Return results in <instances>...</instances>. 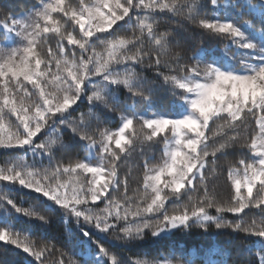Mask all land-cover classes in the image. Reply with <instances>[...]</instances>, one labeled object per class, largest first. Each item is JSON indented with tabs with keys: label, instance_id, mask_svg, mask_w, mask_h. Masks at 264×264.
<instances>
[{
	"label": "snow or ice",
	"instance_id": "6c2138e0",
	"mask_svg": "<svg viewBox=\"0 0 264 264\" xmlns=\"http://www.w3.org/2000/svg\"><path fill=\"white\" fill-rule=\"evenodd\" d=\"M24 7L0 18V149L10 157L0 165V209L39 223L0 227V242L38 264H230L227 247L198 262L173 243L193 229L230 230L254 238L242 241L244 259L234 264H264V0ZM165 22L174 27L161 30ZM213 40L225 42L222 54L204 46ZM161 92L172 97L167 114L154 109ZM137 156L143 177L129 194ZM222 159L231 188L223 198L215 191ZM16 185L39 194L29 207L11 196ZM54 213L74 237L71 251L22 234ZM101 234L168 250L133 260L105 247Z\"/></svg>",
	"mask_w": 264,
	"mask_h": 264
},
{
	"label": "trees",
	"instance_id": "16d2710c",
	"mask_svg": "<svg viewBox=\"0 0 264 264\" xmlns=\"http://www.w3.org/2000/svg\"><path fill=\"white\" fill-rule=\"evenodd\" d=\"M38 0H0V18L3 17L4 12L8 10H13L17 14L25 10V5L31 6L34 3H37ZM75 2V0H74ZM19 5V7L17 6ZM174 27V25L165 22L161 25V30L166 28ZM179 31V30H178ZM107 35V34H101ZM181 36H177V39H181ZM225 42L222 41H205L204 46L207 48H216L218 49V53L221 50H224L223 44ZM47 45H45V48ZM54 47V44H53ZM101 51V49H97ZM142 74L148 76L149 78L152 76L151 70H143ZM171 102L172 97L167 93H159L156 104L154 105V109L158 110L160 113H167L171 110ZM108 128H115V125L109 123L106 125ZM251 127H255L254 121L251 122ZM8 152H18L19 150H7ZM162 151V146L160 149L156 150L154 155L156 160L153 163L158 162L160 153ZM5 150L0 149V165L10 159V157L4 154ZM86 155L83 151L80 152L79 158H83ZM240 158V154L234 153L228 157L229 161L235 163L236 160ZM143 159L139 156L135 157L130 165V171L132 173V177L130 179L129 184V194L133 190H135L139 186V182L142 181L143 177ZM220 165L224 167L223 175H220L216 179V188L215 191L219 197H226L231 188L230 182L227 181V164L222 159L220 161ZM6 182H0V187H2ZM9 188L13 186L8 185ZM16 191L11 192V196L17 201V203L22 204L24 207H29L32 204L33 197L38 196L39 194L31 193L30 190L20 189L19 185L14 186ZM10 209V206H8ZM13 215L17 217L16 220H9L8 216L3 212V209H0V227L14 226L16 229H27L28 225H36L39 222L37 221H28L27 218L21 216L20 214H15L14 210ZM249 212V210H245ZM241 216L244 214L241 213ZM228 219H236L231 213L225 214ZM249 219L251 218V214H249ZM74 229V225L71 226ZM215 232V230H213ZM22 234L29 235V238L33 241V243L37 245H41L42 242L51 241L56 245L58 249H62L65 252L72 250V245L69 243V239L74 237H70L66 234L65 225L61 222L59 214L54 213L51 215V222L43 228H32L27 231H23ZM254 238L245 237L243 234L231 233L230 230H222L218 235L212 234H204L202 230L193 229L189 234L177 233L174 238L173 243H178L180 248L185 251H190L191 258L194 261H205L209 258L210 255L219 247H227L232 252L230 264H234V262L244 259L242 256L237 255L238 249L242 246V241H251ZM101 243L105 247H108L114 254H118V256H124L135 259H152L160 255V253L167 252L168 247L165 245L153 243L151 239L138 242L132 245H121L116 243L110 239H105L104 236L100 235ZM230 240L231 243L226 244V241ZM95 248V245H93ZM47 256V254H46ZM58 253L49 257V260L58 259ZM0 264H38L34 260L33 257L28 256V254L23 253L21 249H15L12 245H6L3 242H0Z\"/></svg>",
	"mask_w": 264,
	"mask_h": 264
},
{
	"label": "rangeland",
	"instance_id": "374dc122",
	"mask_svg": "<svg viewBox=\"0 0 264 264\" xmlns=\"http://www.w3.org/2000/svg\"><path fill=\"white\" fill-rule=\"evenodd\" d=\"M223 51H224V50H221V51H220L218 54H222V53H223ZM155 111H157V112H158V110H155ZM170 111H171V110H170ZM170 111H169V112H170ZM169 112H167V113H169ZM167 113H161V114H167ZM153 243H154V242H153Z\"/></svg>",
	"mask_w": 264,
	"mask_h": 264
}]
</instances>
